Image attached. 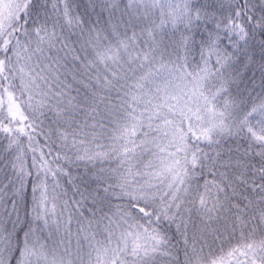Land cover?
Returning <instances> with one entry per match:
<instances>
[{
	"label": "snow or ice",
	"instance_id": "1",
	"mask_svg": "<svg viewBox=\"0 0 264 264\" xmlns=\"http://www.w3.org/2000/svg\"><path fill=\"white\" fill-rule=\"evenodd\" d=\"M0 264H264V0H0Z\"/></svg>",
	"mask_w": 264,
	"mask_h": 264
}]
</instances>
